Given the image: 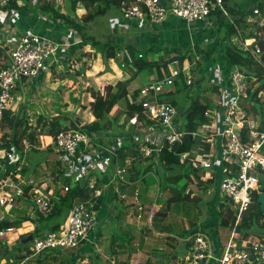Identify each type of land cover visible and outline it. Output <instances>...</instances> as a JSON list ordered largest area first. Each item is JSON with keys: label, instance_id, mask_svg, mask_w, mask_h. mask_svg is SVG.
<instances>
[{"label": "built area", "instance_id": "built-area-1", "mask_svg": "<svg viewBox=\"0 0 264 264\" xmlns=\"http://www.w3.org/2000/svg\"><path fill=\"white\" fill-rule=\"evenodd\" d=\"M11 1L0 0V22L2 23H6L13 16H19V9L11 7ZM227 1L229 3V0H121L119 9L125 19L139 20L145 24L147 22L162 24L172 15L184 19L187 23H194L211 18L216 10L228 16ZM254 14H260L263 17L258 8L254 9ZM72 36V34L67 35L68 38ZM255 40L256 38H246L243 43L244 49L253 53L264 69L262 58L264 50L259 44H255ZM63 45L69 46L70 42H58L52 37L33 31L18 34L7 43L6 64L0 68V128L5 122L6 113L12 112L17 115L21 104L26 102L25 82L38 77L53 66L58 61ZM196 57L199 59V56ZM73 65L79 67L78 63H73ZM191 65L185 66L184 70L189 69ZM231 68L228 84H223L220 88L221 99L218 108L208 109L205 112L207 117L212 118L211 121L191 134L195 138L201 136L203 141L210 144L208 153L195 156L196 166L213 168L214 162L226 163L220 168L219 185L221 194L227 201H231L236 211L234 232L231 233L230 239L220 251H216L207 234L195 233L191 247L179 264H264V236L252 240L240 237V233L236 231L244 213L253 203V192H259L260 168H264V112L254 114L248 111L254 105V100L250 99L251 93H254L262 83L264 72L263 77L259 78L253 74L249 75L247 71L238 66ZM179 72L178 69L171 68L170 75L141 89L139 98L144 114L155 122V126L150 127L153 133L143 135V140L139 136L136 138L139 140L138 150L141 156L152 157L155 150L159 152V146L164 142L173 145L187 134L186 130L175 124V119L178 117L177 106L160 99V96L167 92L166 85L173 86ZM187 78L188 83L194 80L190 74H187ZM257 97L264 101V90H260ZM135 116L132 119L134 122L138 121L139 114L136 113ZM222 120L223 124H221ZM81 126L82 124H79L77 128L69 127L60 131L54 139L52 137V142L48 144V146L52 145L57 153L64 154L67 163L64 177H72V182L81 181L93 173H107L112 165L111 153L118 155L116 152L121 148L112 145L102 150L101 144H97L89 134L82 130ZM161 126L169 129L162 137L157 132V128ZM208 128L220 130L219 134L224 142L221 148L222 157L218 152H214L213 138L205 134ZM243 130H246V134H243ZM16 150L15 144L0 149V208L3 207V211L8 213L21 198H30L38 214L46 217L53 210V198L56 193L51 188L44 193L43 183L37 182L34 177H25L21 166H18L15 172L7 173L5 160L11 163L25 159V154L18 156ZM109 151L111 153H108ZM157 156L158 153L154 158L158 159ZM186 158H191V155L183 154L181 161H185ZM130 166V159L126 160L124 166L116 162L115 174L122 182H126L124 173L129 171ZM110 184L111 182L104 183L102 189ZM89 187L92 190L90 198L75 202L67 215L66 222L58 230L47 232L41 237H33V245L23 250L25 255L26 253L36 255L46 250L74 249L87 240L89 233L99 221L98 202L103 195V190L97 185L96 180H90ZM70 188L69 183H61L62 192H67ZM135 192L136 196L140 193L139 190ZM2 220L4 216H0V221ZM14 231L13 226L0 228V242L7 240L9 234ZM28 258L25 256V259L18 264H23ZM15 263L16 259L13 257L0 259V264ZM136 264L141 263L136 262Z\"/></svg>", "mask_w": 264, "mask_h": 264}, {"label": "rangeland", "instance_id": "rangeland-1", "mask_svg": "<svg viewBox=\"0 0 264 264\" xmlns=\"http://www.w3.org/2000/svg\"><path fill=\"white\" fill-rule=\"evenodd\" d=\"M26 1H27V4L31 3V5H35L37 3V6H40V7L45 6L46 3H50L53 6H55L54 8H56L58 11L64 9V13L68 17L73 19L74 22H76L79 25H84L83 31L85 32V34L96 36L97 38H104L110 34H113L114 37H116V39H118L121 42V44H126L127 42H133V40H135L136 42H140V44H136V45L141 48L143 47V45L149 46L150 42H154L152 41L153 39L151 36L153 35L156 36L158 34L157 36L160 39H162L161 40L162 44L160 43V45L158 46L157 44L159 43H155L154 46L156 47L158 46V48H161L162 50H157L158 48H156L155 50L148 51L146 54V58L149 60L158 59L159 57L163 58V60L170 62L169 68H172V69L179 70V63L171 62V60L176 56H179V55L181 56V54L178 52L185 53L187 56L184 61V67L185 66L189 67L192 64L189 69L184 70L186 74H190L192 77H196V78H199L200 75H203L204 77L202 81L200 82L201 86H199L200 84H198L195 88H193L189 96L187 95V92H183L177 96V99H178V102H177L178 103L177 105L178 114L177 115L178 117H176L175 122L177 120L178 125L180 124L179 117L183 114V111L186 110L188 108V105L190 104V101H191L190 96H195V97L198 96L201 102H205L204 95L205 94L206 96L210 95V97L212 98L211 100L213 101L214 107L218 106L219 101L221 99L220 98V88L223 85L222 82L225 83L224 85L228 84V76L232 69L229 62L222 57V41H223L222 36L224 33L225 34L227 33L228 25L236 23V19L238 18L237 15H231L229 13L228 16H225L224 14H222L226 18L225 17L222 18L223 21L221 22L216 21L217 19L215 18V16H213L212 18H209L205 21H199V22H194V23H187L184 19H181V18H178L172 15L169 17V20L167 19L168 21L166 20L162 24H153L150 22H147L145 24L139 20L130 21V20L125 19L124 16H122V14L120 13L119 6H116L114 3L108 4L106 2L104 3L102 1H99V3L102 2L99 6V5H95L94 3L90 4L91 1L89 0H81L82 2L81 4L86 7L85 13L86 12H96L98 8H105V9L107 8L105 13L97 14L94 20L86 22V21H83L84 19L82 20V18L78 16L80 13L85 14V13H82L83 11H79L80 13H78V10H76L77 8L75 9L76 11L72 10L71 8L72 0H26ZM79 1L77 5L79 4ZM262 1L263 0H256L255 2L260 3ZM244 2L245 0H229V3L233 5L232 7L237 6V8L244 6ZM88 4H90L89 7L91 6L92 7L89 8ZM82 5H80V7ZM27 6L29 7V5ZM260 13H262L264 17V13L261 10H260ZM50 16L46 14L42 17L48 19L52 23L57 24L59 28H61L62 32L65 31L67 35L68 34L73 35L71 39L68 38L67 35H64V41L70 42L69 48H73L77 44H82L81 38H80V41L78 42L74 40V33H72L74 29L71 28V25H69V23H67L66 18L56 19L53 17L52 19L50 18ZM263 17H262V20L264 21ZM249 19L253 21H257L261 25H264L262 24L263 21H261L260 14L251 15ZM129 26H131V28ZM125 28H127L126 31H125ZM153 30L154 32L151 34L148 40L144 39L143 36L136 35L139 32L153 31ZM231 38L236 43L244 46L243 43L245 41V38L243 37V31H242V28H240V26H238V34L231 35ZM143 41H146V43L144 44ZM226 42H230V40L228 39L226 40ZM226 42H224V44ZM170 44H176L177 45L176 49L172 48L173 46L170 47ZM86 47L91 48L90 45L89 46L84 45V48ZM198 48H200L203 52L205 50L212 51L214 48L216 49L214 52L212 51L213 52L212 56L209 58L208 62H205V59H204L205 55L199 53L200 51L198 50ZM147 49H143V51H147ZM140 51L142 50L135 46V53L138 54V52ZM193 51L196 54L195 56H199V59H195L197 57H195L194 55L192 56V54H194ZM188 55L192 56V59L189 58ZM117 56L120 59L122 56V53H118ZM64 60L65 61L62 60L60 64H58L59 62L58 63L55 62L53 64L54 66L53 67L51 66L47 70V73L45 75L42 73V76L44 75L43 77H37L34 80L33 85L25 87L26 103L21 104L22 110L25 109V112L23 115L25 118V121H24L25 124L23 123L22 130L28 124L31 127L29 129V132L34 131L37 133L38 143H36L33 146L31 145L29 141L25 140L23 142L25 144L24 149L22 150L23 152H21V150L16 146L17 148L16 153L18 154V156L23 155V153L25 154L24 161L22 160L18 162L12 161L11 163L6 165L7 173L15 172L17 167L21 166L23 167L22 172L25 177H34L37 182L43 183V186L45 182L47 183L49 182L50 186H54L56 188L59 185H61L58 183L59 180H61L62 183H69L70 185L74 182H72V177H66V180H65L64 170H65V167L67 166V163L65 162L64 154L57 153L55 151L57 154H59V159L50 157L51 150H49L48 148V139L46 140L45 138L49 136L51 137L50 138V141H51L52 136L47 135V134H42V135L40 134V132L47 133V129H45L44 131H41L43 130L42 129L43 126L37 125L38 119L42 118V120L46 119L50 121L54 117L58 116L60 118V122L63 125H67L69 127H72V121H75L80 124H83V122L86 123L88 122L87 120H89V118H92V112L90 111V107H89L90 103L94 100L92 96V91L99 90V89L104 90L107 84H111L110 83L111 80L113 81L112 85L117 84V81H115L117 79L115 78L112 79L113 77H105L104 75H102L104 73L113 71L112 68L115 65V63L112 61H115L117 63L116 58L109 60V64L107 66L103 59L102 53L96 54V57H94L93 52L84 51V49L83 50L80 49V50H77L75 53H72V56L70 59H68V57H64ZM201 60L203 61L200 64ZM72 62L79 63V67H75ZM117 65L118 67H120L119 64ZM120 68H123L122 70H123V73L125 74L127 72L128 73L131 72V70L132 72L136 71V68L133 66L127 67V68L126 67H120ZM153 70L155 72L153 73V75L155 77H159L157 68ZM161 70L163 72V76L160 78L163 79L168 74L165 73L164 68H162ZM149 72H150L149 69H144L141 72V74L139 76H136V79L133 80L134 81L133 85L135 84L141 85L142 81L150 77ZM107 75L111 76L109 74ZM218 78H220V80H218ZM166 87H167L166 89L168 90V87L170 86L166 85ZM19 92L22 93L21 91ZM91 98L93 100L90 102L89 100H91ZM116 109L117 107L113 109L112 114L113 112H115ZM209 109H213V108H209ZM211 115H214V114H211ZM144 118H145L144 121L146 119H149L147 116H144ZM208 118H209V121L207 123H209L212 119L211 117H208ZM126 120H127L126 117L122 116L119 122L117 123L116 128L113 129V132L116 134H119L120 130L122 132L127 131L132 137L137 138L139 136L141 140H143L144 136L141 133L140 131L141 129H139V127L146 128L147 124L144 123L142 119L139 120L138 118V120L140 121V122L136 121L137 123L136 127L138 128L134 129L131 127V128L126 129L128 125H131ZM223 120L221 124H223ZM182 128L184 129L185 126L183 125ZM168 131H169L168 127L165 128L161 126L157 128V132L159 133L160 137H162ZM11 132H12V129L7 124V121H5L0 128V139L4 136L5 133H8V135H10ZM133 132H135V135H132ZM219 133H220V130L217 128H208L207 131L205 132L207 137L213 138L214 143H215L213 149H214V152H218V154L221 153L220 148H223L224 146V142H222V136ZM114 135L115 134H113V136ZM102 137L103 136L99 138L103 139ZM149 137L151 138V136ZM136 138H133V140L136 141L137 140ZM137 142L139 143V140H137ZM206 143L208 142L200 140L201 148H203L204 144ZM218 147L220 148L218 149ZM194 154H192L191 158H189V161L192 163H195ZM149 158L151 157L142 155L139 161L144 162L145 160H149ZM158 162L159 160L156 159L146 164L147 165L153 164L155 169H157ZM4 164H6V160L4 161ZM216 164L217 163L214 162L213 168L215 167ZM195 167H198V166L195 165ZM213 168H207V169H213ZM111 169L112 167L110 168V170ZM181 169L182 167L175 166L174 168L167 170L166 178L168 177H171L172 179L176 178L175 175L179 174ZM114 172L115 171L112 170L110 171V174H114ZM111 178L112 176L108 177L105 183L111 182L110 181ZM148 178L152 182L153 179L151 178V176L148 175ZM83 179H81V181ZM186 183H187V188L184 187ZM116 184L117 186H121L118 180L116 181ZM200 184H203V183H200ZM168 185L169 183L165 182L163 189H165ZM177 185L181 188L182 194H184L185 196L190 195V199H187V201L183 200V201L177 202L176 204H171L170 208L168 209L167 206L170 203L167 201L168 199L167 196L170 198L172 195H174V193L172 189H167V191L163 190L162 194L158 195V193H156L154 195L155 198L151 201L142 200V203H144L146 213H147V215L145 216L146 218L143 219V222L146 224L145 227L147 226V227L152 228L151 235H154L155 233L153 228H157V230H160V228H163V227L166 228V226H168V229H170L172 232L171 234H173V236L176 237V239L175 238L167 239L166 240L167 244H165L167 246L166 248H169V250L173 249L172 251H177L179 248L177 244H182L183 242L181 240L179 241L180 234L186 235L184 232L185 228H192V225H193V227L195 228H200V229H197L196 231L204 232L205 234L208 235L210 240L212 237V232L214 230L216 231L219 230L220 232L222 231L223 235L221 237V241L223 245L225 246L228 240L230 239L231 233L229 232L230 227L223 226L221 224V220L222 218H225V216H227L228 214L227 208H231L232 203L231 201H227L226 198L220 193V185L219 184L217 185L207 184V187L204 184L199 185L197 178L196 177L193 178V176H191V178H189L188 180L186 178L181 177V179L177 182ZM47 188L49 187L44 186V189H43L44 193L48 191ZM100 188L102 189V187ZM138 189H141V187H139ZM165 193L166 195H164ZM164 197H165V200H164ZM191 198H194L195 201L192 200ZM157 200L160 201L159 203L162 204V207L160 208L156 206L154 207V212H157L158 214L156 215L152 214V218H151L152 224L148 225V218L150 217L149 215H151V213L153 212L151 208L154 205V202ZM21 201H23L22 204L26 207V209L23 211H21L20 209L13 210L12 213L14 216V220L19 219L17 220L18 223L14 222L11 224V226L15 228V231L9 234L7 240L6 239L1 240L0 243H3V241L5 242L7 241L6 244L9 245V247L7 248L8 251L6 252V257L15 258L16 259L15 264H18L20 261L25 259V256H28L29 258L26 259L23 264H44L42 262L43 259H41L42 257L41 253L36 254V255H33L32 253H29L28 255L26 253L25 255L23 253L24 249H28L29 247L33 245V240L27 243H23L24 238L20 237L21 234L19 233H20V230H23L24 232L23 231L21 232H23L24 235L25 234L27 235L28 229L26 228L28 227V224H23V226H21V223L26 222L27 221L26 219L30 218L29 220L32 221L30 225H33L35 228H40V231H38V236L36 235L35 237H41L47 232L53 231L54 229H52L49 223L47 222L43 223L40 220L39 214L35 210L33 206V202L30 200V198H21L20 201L18 202H21ZM33 219H36V220H33ZM6 220L8 221L9 217H7ZM211 220L214 221V224L212 227L208 226L206 228H201L203 224L205 227L206 225L205 222H209ZM96 225H95V229H97ZM111 225L112 226L108 225V229H110L109 232L111 234L110 238H108V241H107L109 248L106 247L105 250L107 251L111 248H118L119 245L128 244L129 249H130V246L132 247L131 252H136L135 250V248H137L136 243L137 242L140 243L143 241V234H141V227L139 226L140 228L139 232H134V233H130V235H127L126 231L117 230L115 228V224L111 223ZM2 227H6V225H2ZM225 227H228V229H226ZM34 231L35 230L32 229V232ZM188 232L189 231H187L186 233L188 234ZM112 237L115 240L112 239ZM147 239H146V243L148 242ZM175 240H177L178 242H175ZM190 240L192 241V238ZM141 245L140 247L141 249H143V245L142 246ZM157 246L158 244L150 245L151 249L149 250H151L152 253L150 251L149 253L147 252L148 254L144 255V258H141L138 261L137 259H135L136 254L134 255L133 259H130L129 257H127L126 255L127 253L122 254L123 256L121 254H117L119 255V258L117 257V255L114 256L113 258L107 252V253H104V255L109 256V257L105 260V262L103 260L105 259L106 256L101 258V262H96L94 261L93 256L87 257L86 252H83L82 254L85 255V257L82 260L81 259L75 260L74 264H96V263L111 264L113 262L115 264H136V262L145 264L147 262L146 258L150 259V256H151V261L153 258H157L156 261L159 264H170L171 260L169 256L162 255L163 253H165V250H163L164 248L160 247L161 251L159 252ZM82 247L83 245H81L77 249L76 248L66 249V250H59L55 252L53 254L55 258L53 261L49 262V264H72L74 261V259L72 258L73 253L82 249ZM91 247L93 248L94 246H91ZM99 254H101V252ZM153 254L155 255L153 256ZM159 254H161L162 256ZM110 258L112 259L111 262L109 260ZM176 264H179V263L177 262Z\"/></svg>", "mask_w": 264, "mask_h": 264}, {"label": "trees", "instance_id": "trees-1", "mask_svg": "<svg viewBox=\"0 0 264 264\" xmlns=\"http://www.w3.org/2000/svg\"><path fill=\"white\" fill-rule=\"evenodd\" d=\"M81 1V0H80ZM92 3H96V0H89ZM121 0H105L108 4H115L116 6L120 5ZM226 6L228 11L231 15H237L238 18L236 19V23L228 25L227 33L223 34V41H222V57L226 59L230 66H238L242 70H246L249 75L254 74L259 78L263 77L264 69L258 61V58L251 53L244 49L243 45H240L232 40L231 35L238 34V26L242 28L243 37L246 38H256L255 44H259V46L264 50V25H261L257 21L249 20V17L254 14V9L258 8L264 13V1L257 3L252 2L250 4L241 6L237 8V6L232 7L229 5L228 1L226 2ZM11 7H18L19 9L21 6L18 5V0H12L10 3ZM45 11H48L51 15H53L56 19H67V23L71 25V28L74 29L76 35L82 39V44H77L79 47L84 45H91L92 49L95 52L102 53L103 59L105 64L108 66L109 60L117 59V63L120 67H135L136 71L133 73L134 75L131 76L127 80L118 81L116 85L107 84L104 90H93L92 96L94 100L90 103V111L92 115L95 117L94 120L86 122L82 124V130L89 134L93 140L97 144L100 142L102 143L103 140L99 137L103 136L105 133L107 134L113 129L116 128L117 123L119 122L122 116L126 117V121L129 122L133 118H135L136 113L139 114V120L144 121V108L140 100V92L141 89L130 90L129 84L133 78L139 75L144 69L149 68H157L159 77L163 76L162 68L165 69V73L170 75L171 68H169L170 62L165 61L163 59L158 60H149L146 58V54L148 51L155 50V46H150L147 51H140L138 54L135 53V46L132 42H128L126 44H121V42L114 37L113 34H110L104 38H97L96 36L87 35L83 31L84 25H79L74 22L73 19L68 17L65 13L58 11L54 8L50 3H46L43 6ZM107 10V8H106ZM76 11V10H75ZM105 9H98L96 12H88L86 15L83 16V21H91L94 20L97 14H103ZM215 16L217 19L216 21H223L222 18L225 16L222 15L220 10H216L211 15V18ZM226 18V17H225ZM69 19V20H68ZM79 38V39H80ZM230 40V42H226V40ZM224 42H226L224 44ZM254 44V45H255ZM75 47V46H74ZM190 49V48H189ZM216 48L212 51L214 52ZM200 51L199 53L205 55V62H208L209 58L212 56V51ZM122 53L121 58L119 59L117 54ZM181 58L178 60L179 63V74L175 79L173 86L168 87L167 92L160 96L161 100L168 101L174 105H178L177 96L183 92H187V95H190V92L195 88L198 84L201 86V81L203 79V75H200L199 78H196L188 83L187 74L184 71V61L186 59V54L181 53ZM191 53V52H190ZM194 54L192 56L196 55ZM198 54V53H197ZM190 55V54H189ZM188 55V56H189ZM192 56L189 58L192 59ZM6 57L7 52L6 49L0 47V68L6 64ZM196 57V56H195ZM264 60V54L262 55ZM196 59V58H195ZM203 60L200 61V64ZM124 64V66H123ZM194 78V77H193ZM262 83L258 86L254 93H251L250 99L254 100V105L248 111L254 114H262L264 112V101H261L257 94L260 90H264V79H261ZM190 104L188 108L183 111L182 121L185 126V130L187 134H185L181 140L175 142L173 145H170L167 142H164L159 146L160 150L157 152L154 151L151 158V161H154V156L158 153V164H157V172L159 175V182H160V193L163 190L172 189L174 195H172L169 199V203H177L180 201H187L190 199L189 196H185L182 194L181 188L177 185V182L181 179V177L186 178L187 180L191 178V176H195L198 180L201 179L200 171L201 169L195 167L194 163L189 161V158H186L185 161H181V157L185 153H189L190 155L194 154H205L210 151V144H204V147L201 148L200 146V138L201 136L195 138L192 136L191 132L198 131L204 124L209 121V118L205 115L206 110L209 108H213L214 104L209 102L205 99V102H201L198 96H190ZM117 107L115 112L112 114L113 109ZM21 111L17 113L15 118H12V112H7L5 115V121L12 129L10 135L5 133L4 136L0 139V149L4 147H10L11 144H15L21 152L24 149V141H29L31 145H35L38 143L37 133L34 131L29 132L31 128L28 124L23 127V123L25 121L24 116L21 118ZM138 120V121H139ZM126 123V122H125ZM146 123V130L148 131L150 127L155 125V122L146 119L144 121ZM25 124V123H24ZM80 123L72 121V127L77 128ZM42 125L41 131L47 129V133L40 132V134H47L51 135L53 138L62 130L68 129L69 126L63 125L60 122V118L54 117L53 119L49 120H42V118L38 119V124ZM142 133V132H141ZM243 134H246V130H243ZM99 135V137H98ZM98 137V138H97ZM49 136L45 139L50 141ZM139 144L135 140H130L129 143L124 144L121 148L117 150L118 155H114V162L120 161L122 164L126 163V160L131 159V166L128 167L127 174L129 175L130 181L138 180L140 177L144 176L147 172L152 171L155 167L152 164H148L150 166H143L140 167L141 162L140 154L138 150ZM154 147V146H153ZM49 150H51V154L55 153V150L52 145L48 146ZM154 158V159H153ZM138 162V163H137ZM140 163V164H139ZM175 166L182 167L179 174L175 175L176 178L168 177L166 178V171L174 168ZM140 168V169H139ZM25 172V170H24ZM93 173L89 175L87 178L83 179L82 181H77L71 184V188L67 192L59 193L55 195L53 198V210L52 212L44 217L39 215L40 220L44 223L47 222L52 227V229L57 230L60 228L62 222H64L65 218L69 214L71 208L73 207L74 203L81 200H87L90 198L91 195V188L89 187L90 178L95 176ZM99 174V173H98ZM142 175V176H141ZM264 168H260V177L261 183L259 187V192H253V203L249 207V209L244 213L241 223L236 227V231L240 233V237L248 238L250 235L254 233H258L257 236H261L264 234V214L260 209V205L257 202L260 192L264 191ZM263 176V177H262ZM96 177V176H95ZM110 177V176H109ZM102 180V179H101ZM97 185H99V180L97 178ZM107 181V178L104 179V182ZM211 181V180H210ZM71 182V181H70ZM122 183V181H120ZM165 182H168L169 185L163 189ZM189 183V182H188ZM200 183L202 180H200ZM124 184V183H123ZM187 188V183L184 185ZM101 199L99 198L98 208L100 207ZM195 201L194 198H191ZM228 209V214L225 218H222L221 224L223 226H234L236 221V211L234 207ZM29 220V219H26ZM21 223V222H20ZM12 223L7 220H2L0 222V228L2 225L10 226ZM255 230V231H253ZM38 231L40 228H36L34 232H30L25 237L32 235L35 237L38 236ZM86 241V240H85ZM84 241V242H85ZM8 249L4 246V253H0V259L6 257V252ZM54 251L57 252L58 250H46L45 252ZM60 263V262H59Z\"/></svg>", "mask_w": 264, "mask_h": 264}, {"label": "crops", "instance_id": "crops-1", "mask_svg": "<svg viewBox=\"0 0 264 264\" xmlns=\"http://www.w3.org/2000/svg\"><path fill=\"white\" fill-rule=\"evenodd\" d=\"M99 1H102L105 3V0H96V3H94V4L100 6V4L102 2L99 3ZM255 1L256 0H245L244 5L250 4V3L255 2ZM81 3L82 2L79 1V4L77 5L76 10H78V13H80L79 11H83L82 13H85L86 7L84 5H82ZM90 4H93V3L91 2ZM90 4H88V7ZM18 5L21 6L20 9L17 7L19 9V16H17V15L15 17L13 16L14 18L13 17L10 18L6 23L0 22V47L1 48L5 49L7 47V43H9V41L11 42V40L16 37L15 35H18V34L20 35L22 33H28V32H32V31L39 33V34H42L44 36H49V37L51 36L53 39H55L58 42L64 41V35H67L66 32L65 31L62 32L61 28H59V26L57 24L52 23L48 19L42 17L46 14H48L50 16L48 11H45L43 9V7L37 6V3L35 5H31V3L27 4L26 0H18ZM27 5H29V7ZM80 5H82L81 6L82 9H81ZM91 7H89V8H91ZM98 9H105V8H98ZM60 11L64 13V9L60 10ZM105 12H106V9H105ZM87 13L88 12H86L85 14L80 13L78 16L83 18L82 15H86ZM50 18L53 19V15H51ZM168 20H169V18H168ZM261 21H263L262 17H261ZM263 24H264V22H263ZM129 27L131 28V26H129ZM127 28H125V31L127 30ZM153 32H154V30L153 31L139 32L136 35L143 36L144 39L148 40ZM157 35L151 36L153 39L152 41H154V42H150L149 46L143 45V47L140 48L136 45V44H140V42H136L135 40H133L132 43L134 44V46L141 49L142 51H143V49H147L150 46H154L155 43H159V44H157L159 46L160 43L162 44V41H161L162 39H160ZM77 37H78V35H76V33H74V40L76 42H78V39L80 38V37H78V38ZM249 39H253V38H249ZM143 42H144V44L146 43V41H143ZM85 46H89V45H85ZM158 46L157 47L155 46V49L158 48ZM170 47L176 49L177 45L176 44H170ZM76 49L77 50H80V49L83 50L84 49V51L93 52L94 57H96V54H99V53L95 52V50L92 49V47L91 48L90 47L84 48V46L79 47L78 45H75V47L69 48V46L63 45L61 47L60 53L58 55L60 57V59L58 58L59 60L57 61V63L59 62L58 64H60L62 60L65 61L64 57H68V59H70L72 56V53H75L77 51ZM157 50H162V49L158 48ZM6 59H7V57H6ZM158 59H163V58L159 57ZM158 59H154V60H158ZM71 60H73V59H71ZM112 62L115 63V65H114L115 67L113 66V68H112L113 71L102 74L105 77H113L112 79L115 78V79H117L115 81L118 82L120 80H127L131 76L134 75L133 74L134 72H132V70L129 73L128 72L126 74L123 73V70H122L123 68L118 67V65H117L118 63H116L115 61H112ZM47 70L45 72H43L44 75L47 73ZM149 71H150L149 72L150 77L147 78L146 80L142 81L141 85H139V84L133 85V83H134L133 80L136 79V77L133 78L129 84L130 90L142 89L146 85L152 84L158 79H162L160 77H155L153 75V73H155L153 68H149ZM107 74H109L111 76H108ZM139 75H137V76H139ZM43 76H42V74H40L38 77H43ZM36 78L26 81L25 86H24V90H25V87L33 85L34 80ZM194 79H195V77H194ZM110 83L112 84L113 81L111 80ZM222 83L225 84L224 82H222ZM25 95H26V93H25ZM205 99L208 100L209 102L213 103L210 95L206 96V94H205L204 100ZM92 100L93 99L91 98V100H89V101L91 102ZM216 108H218V107H213V109H216ZM93 118H95V117L92 115V118H89V120H87V121L88 122L92 121L91 119H93ZM179 122H180V124L178 125V121L176 120V122H175L176 125L179 127H183L184 123L182 121V116L179 117ZM128 123H130L131 125H128L126 127V129L131 128V127L134 129L138 128V127H136V124H137L136 122L130 120ZM139 129H141L140 131L142 132L143 135H145L146 128H140L139 127ZM113 134H115V135L113 136ZM132 135H135V132H133ZM102 138H103L102 139L103 142L102 143L100 142L99 144H101L102 150H105V149L110 148L112 145H114L115 147L118 146V148H119V146L122 147V145L129 143L130 140H132L133 138H136V137H132L129 134V132H127V131L122 132L120 130L119 134H116L113 131H110L107 134L105 133ZM118 139H121L120 141H122V142L118 141ZM51 142H52V140L48 141V144H50ZM219 148L220 147H218V149ZM220 150H221V153L219 154V156H221V154L223 152L221 148H220ZM108 153H111V152L109 151ZM102 155L109 156L108 154H102ZM110 159H112V165H111L112 169L110 171H112V170L115 171L116 162H114V160H113L114 155L112 153H111ZM154 160H156V159H154ZM130 161H132V160L130 159ZM140 162H141L140 167H143L144 165H147L146 163L152 162V161H151V159H149L147 161L145 160L144 162L143 161H140ZM118 164L120 166H124L125 163L122 164L120 161H118ZM223 164H226V163L221 162L219 164H216L213 169H207V168H202L201 166H198L201 169V172H200L201 179L200 180H202V182H204L203 184L206 185V187H207V184L208 185L219 184V181L221 178V176H220V170L221 169L220 168L222 167L221 165H223ZM110 171L107 173H99V174L96 173V174H94L96 177L92 176L90 178L91 180H97V178H98V180H99L98 184L100 187H102L103 184L106 182V181L104 182V179L108 178L109 176H112V178L110 180L111 181L110 187H104L103 195L100 197L102 199H101V203H100V207H99V221L96 225L97 229H95V226H94V228L89 233L87 240L82 243V245H83L82 249L73 253L72 258L74 259V261L72 264L75 263V260H77V259L82 260L85 257V255L82 254L83 252H86L87 257L93 256L94 261H96V262H101V258L105 257L106 255H104V253H107V252L113 258L117 254L122 255L124 253H127L126 254L127 257H129L130 259H133L134 255L136 254L135 259H137V261H138L139 259L144 258V255L148 254L149 251L152 253V251L149 250V249H151L150 245H152V244H156V245L158 244L157 247H158L159 252L161 251L160 247L164 248L163 250H165V253H163L162 255H165V256L168 255L169 256V258L171 260L170 264H176L177 262L179 263L182 260V258L184 257V255L188 252L189 248L191 247L192 241L190 239L191 238L193 239L194 234L198 232L196 230L200 229V228H195V227H193V225H192V228H185L184 232L186 235L180 234V237H179V241L181 240L183 242H182V244H177L180 249L178 248L177 251H172L173 249L169 250V248H166L167 247L165 245V244H167L166 240L171 239V238L176 239V237H174L173 234H171L172 232L170 229H168V226H166V228L165 227L160 228V230H157V228H153V230L155 231L154 235H151V231H152L151 227H147V226L145 227L146 224L143 222V219L146 218L145 216L147 215V213H146L145 205H144V203H142V200L151 201L155 198L154 195L156 193H158V195L162 194L159 192L160 191V184H159V175H158L157 169L154 168L152 171L147 172L144 176L141 175L142 177H140L138 180H135L133 182L130 181L129 175L127 173H124V177H125L126 182H122V183L120 182L121 179L115 174V172H114V174H110ZM114 175H116L117 177H115ZM148 175L151 176V178L153 179L152 182L148 178ZM210 177H212V178H210ZM193 178H195V177L193 176ZM65 180H66V178H65ZM117 180H118L119 184H121V186H117V184H116ZM200 180H198V184L203 185V184H200ZM58 183L61 184L62 181L59 180ZM44 186L51 188L52 191H54L56 193V195H58L59 193L60 194L63 193L61 190V185H59L56 188L54 186H50L49 182L48 183L45 182ZM139 187H141L142 190L138 189ZM49 188H47V189H49ZM133 189H134V191H133ZM137 190H139V191L141 190V192H142V193L140 192L138 196H136V192H135ZM123 195H125V197H123ZM164 195H166V193ZM167 198H168L167 201L169 202L170 198L168 196H167ZM164 200H165V197H164ZM22 202L23 201L17 202L14 205V207L11 209V211L8 212L9 214H6L7 212H4L3 207H1L0 208V216H4V220H6V218L9 217L8 221L11 223H14V222L18 223L17 220H19V219L14 220V216H13L12 212L14 209H20L21 211L25 210L26 207L22 204ZM159 202L160 201H158V200L155 201L154 205L151 208V210L153 212L151 213V215H149L150 217L148 218V225L152 224V222H151L152 214H154V215L158 214L157 212H154V207L155 206L159 207V208L162 207V204ZM172 204H176V203H172ZM170 206H171V204H168L167 208L169 209ZM66 218H65L64 222H62V224L65 223ZM153 218H154V216H153ZM33 220H36V219H33ZM0 222H2V221H0ZM31 222H32L31 220H27L26 222L21 223V226H23V224H28V227L26 228V229H28L27 235L30 232H32V229H34V230L36 229L33 225H30ZM111 223L115 224V228L117 230L126 231L127 235H130V233L139 232L140 231L139 226L141 227V234H143V241L140 243L139 242L136 243V247H137V248H135L136 252H131L132 247L130 246V249H129L128 244L127 245H125V244L119 245L118 248H111L107 251L105 250L106 247L109 248L107 241H108V238H110L111 234L109 232L110 229H108V225L112 226ZM205 223H206L205 227L203 224L201 228H206L208 226L212 227L214 224V221L211 220V221L205 222ZM229 227L231 230V231L229 230V232L230 233L234 232L235 226H229ZM225 228L228 229V227H225ZM21 231H23V230H20V233H19V234H21L20 237H23V236L25 237L26 234L24 235L23 234L24 231L23 232H21ZM187 231H189L188 234L186 233ZM253 231H255V230H253ZM238 234H239V232H238ZM257 234L258 233H254V234L250 235L248 238H251L252 240H254V239H259V238L264 236V234H263L259 237V236H257ZM222 235H223V232L222 231L220 232L219 230H217V231L214 230L212 232V237L213 236L214 237L213 238L211 237V241H212V244L215 247L216 251L220 250V249L222 250L224 248L223 247L224 245L221 241ZM210 236H211V234H210ZM112 239H114V238L112 237ZM146 239L148 240L147 243H146ZM175 242H178V241L175 240ZM141 244L143 245V249H141V247H140ZM4 246H6V248L9 247V245H7L5 242L1 243L0 253H2V254L4 253ZM91 246H94V247L92 248ZM157 247H155V248H157ZM100 252H101V254H99ZM54 253H55L54 251H50V252L43 251L41 253V255H42L41 259H43L42 262L44 264H49V262L53 261L55 258V256L53 255ZM154 255L155 254H153V256ZM159 255H161V254H159ZM108 257L109 256H106L105 259L103 258L104 259L103 261L105 262V260ZM117 257L119 258V255H117ZM146 259H147L146 260L147 262L145 261L146 262L145 264H159L156 261L157 258H153L151 261V256H150V259H148V258H146ZM109 260H110V262L112 261L111 258ZM96 264H100V263H96Z\"/></svg>", "mask_w": 264, "mask_h": 264}, {"label": "water", "instance_id": "water-1", "mask_svg": "<svg viewBox=\"0 0 264 264\" xmlns=\"http://www.w3.org/2000/svg\"><path fill=\"white\" fill-rule=\"evenodd\" d=\"M78 1H79V0H72V3H71V8H72V10H75V9L77 8V3H78ZM180 57H181L180 55L174 57V58L171 60V62H178V60L180 59ZM24 112H25V109H23V110L21 111V115H20L21 118L23 117ZM15 117H16V114H13V115H12V118H15ZM150 132H151V131H150ZM50 157H51V158H55V159H59V155L56 154V153L52 154ZM8 163H9V162L7 161L6 164H8ZM257 202H258V204L260 205V209H261L262 213L264 214V191L260 192L259 197H258V199H257ZM32 239H33V236L30 235V236H28L27 238H25V239L23 240V243H27V242L31 241Z\"/></svg>", "mask_w": 264, "mask_h": 264}, {"label": "clouds", "instance_id": "clouds-1", "mask_svg": "<svg viewBox=\"0 0 264 264\" xmlns=\"http://www.w3.org/2000/svg\"><path fill=\"white\" fill-rule=\"evenodd\" d=\"M154 126H155V125H154ZM150 129H151V128H150ZM150 129H149L148 131H145V134H148V133L151 134V133H153L152 130H150ZM150 131H151V132H150ZM153 159H154V158H153ZM146 161H147V160H146Z\"/></svg>", "mask_w": 264, "mask_h": 264}]
</instances>
